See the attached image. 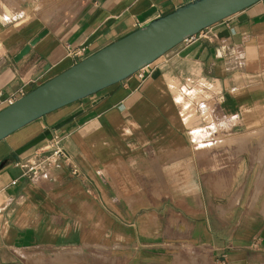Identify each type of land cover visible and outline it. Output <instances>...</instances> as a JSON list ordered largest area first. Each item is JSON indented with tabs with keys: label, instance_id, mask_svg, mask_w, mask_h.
Wrapping results in <instances>:
<instances>
[{
	"label": "crops",
	"instance_id": "crops-1",
	"mask_svg": "<svg viewBox=\"0 0 264 264\" xmlns=\"http://www.w3.org/2000/svg\"><path fill=\"white\" fill-rule=\"evenodd\" d=\"M193 1L16 0L0 15V109ZM67 45L85 47L84 56ZM143 67V77L135 72L0 140V264H34L55 251L80 252L79 264H195L198 251L216 264L233 248L245 254L248 239L263 254L258 150L255 160L234 158L209 140L199 147L192 131L231 117L241 133L262 125L264 0ZM45 130L49 138L14 156Z\"/></svg>",
	"mask_w": 264,
	"mask_h": 264
},
{
	"label": "water",
	"instance_id": "water-1",
	"mask_svg": "<svg viewBox=\"0 0 264 264\" xmlns=\"http://www.w3.org/2000/svg\"><path fill=\"white\" fill-rule=\"evenodd\" d=\"M257 1L195 0L153 19L0 109V140L53 110L120 82L184 39ZM49 137V131L45 130L18 148L14 156Z\"/></svg>",
	"mask_w": 264,
	"mask_h": 264
},
{
	"label": "rangeland",
	"instance_id": "rangeland-1",
	"mask_svg": "<svg viewBox=\"0 0 264 264\" xmlns=\"http://www.w3.org/2000/svg\"><path fill=\"white\" fill-rule=\"evenodd\" d=\"M15 2L16 0H5V3H6L5 8L3 7L4 5L3 6L0 5V9L4 8V11L0 12L1 17L7 18L10 15V13L12 12L16 4ZM227 122H228L227 124L220 123L218 127L214 125L218 123L211 122L210 127L206 130L203 129L201 132H197L195 139L193 140L197 142L199 147L204 146L203 143L207 142L205 140H209L208 141L209 147L218 148V147L228 146L230 147L231 152H232L231 155L234 158H238L237 155L240 152H247L249 154L247 156L248 157L250 156L251 158L255 160L256 154L254 152L258 150L259 154L257 155V160L264 167V132H262V137H258V135H253L252 133H247V135H251V136L245 139H238L236 141H232L231 139L232 142L227 143L228 138L241 134L240 131H243V128L245 127L243 126V123L240 122L239 118H236V117H231L230 121H227ZM255 130H257V132H259L260 130H264V121L262 125L258 129H255ZM223 131H225L228 137L225 138V136H223V133H224ZM245 132L247 131L242 132V134L243 133L245 134ZM263 180H264V169L262 170V173L260 174L259 172V175H258V181L260 184ZM260 191H261L260 185L257 184L254 189L255 195L253 197V200L250 203V208L256 209V206L253 205L254 199L260 193ZM260 212L262 215H264V200L262 202ZM233 239H234V236H233ZM253 245H254V239H248L246 243L247 249H246L245 254L243 253L242 249L239 251L238 249L233 248L231 250V255L234 257L231 258V260L222 258V260L216 264H264V251H263V254H260V252L255 251V248L253 247ZM239 253L241 254V259H242V255H245V259H243V261L241 262H238V259H237ZM194 254H195V259H194L195 264H203V263L215 264L209 259L203 258L204 256L198 251L197 252L194 251ZM45 257L46 258L41 256V258L39 260H36L35 263L36 264H79L81 258H83V255L80 254V252L78 251H72V252L55 251V253L52 252L46 255Z\"/></svg>",
	"mask_w": 264,
	"mask_h": 264
},
{
	"label": "built area",
	"instance_id": "built-area-1",
	"mask_svg": "<svg viewBox=\"0 0 264 264\" xmlns=\"http://www.w3.org/2000/svg\"><path fill=\"white\" fill-rule=\"evenodd\" d=\"M195 36H196V34L184 39L183 41L190 42V41L195 39ZM66 49H67V52L69 55L75 56V57H82V56H84V53H85V47H70L69 45H67ZM143 68L144 67L142 66L136 71V73L138 74L139 77H143ZM12 101H14V99H8L7 100L8 104L11 103ZM29 170L30 171L33 170V167H30Z\"/></svg>",
	"mask_w": 264,
	"mask_h": 264
},
{
	"label": "bare ground",
	"instance_id": "bare-ground-1",
	"mask_svg": "<svg viewBox=\"0 0 264 264\" xmlns=\"http://www.w3.org/2000/svg\"><path fill=\"white\" fill-rule=\"evenodd\" d=\"M46 1H48L49 2V0H46ZM46 3V2H45ZM8 12H10V11H8ZM197 131L198 130H194V131H192V135H193V139H195V136H196V134H197ZM262 132H264V130H260L259 132H257V130H254V131H251V132H245V134L243 133H241V134H239V135H237V136H232L231 138H228L227 139V143H231L232 141H236V140H238V139H245V138H247V137H250L251 135H247V133H252L253 135H258V137H262ZM198 136V135H197ZM231 139H232V141H231ZM221 142V141H220ZM260 180V179H259ZM257 189V188H256ZM57 255V254H56ZM41 258V256L39 255L38 257H37V260H39Z\"/></svg>",
	"mask_w": 264,
	"mask_h": 264
}]
</instances>
